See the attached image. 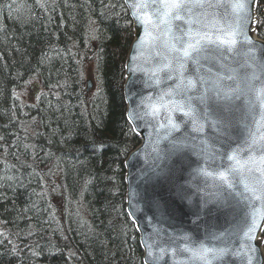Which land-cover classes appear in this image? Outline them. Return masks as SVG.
<instances>
[{"label": "trees", "instance_id": "1", "mask_svg": "<svg viewBox=\"0 0 264 264\" xmlns=\"http://www.w3.org/2000/svg\"><path fill=\"white\" fill-rule=\"evenodd\" d=\"M130 22L123 0H0V55L14 66L13 76H34L44 89L78 105L74 115L62 106L59 120L57 106L42 95L23 106L11 90L15 77L0 69V100L13 101L9 105L25 121L24 112L40 115L45 107L62 134L74 133L71 143L54 141L61 135L51 123L49 130L42 126L45 117L36 122L37 133L25 132L44 149L28 154L27 137L16 125L0 124V264H143L123 178V159L138 143L121 93ZM256 32L264 40V0L256 3ZM85 55L100 79L92 98L84 94ZM65 66V74L50 77ZM44 154L47 159L38 161Z\"/></svg>", "mask_w": 264, "mask_h": 264}, {"label": "snow or ice", "instance_id": "2", "mask_svg": "<svg viewBox=\"0 0 264 264\" xmlns=\"http://www.w3.org/2000/svg\"><path fill=\"white\" fill-rule=\"evenodd\" d=\"M254 2L128 0L143 28L137 51L154 49L157 63L153 75L164 72L175 79L174 87L149 105L151 115L166 113V122L160 127L166 138L171 137L173 154L187 147V137L173 135L182 127L190 125L191 131L201 136L200 151L206 159L196 173L216 189L213 203L217 210H228L236 221L231 231L213 235L212 241L221 243L241 231L247 240H254L264 222V46L248 35ZM237 54L244 58L241 71L227 63ZM131 59L135 62L137 57ZM210 62L223 72L213 74L206 68ZM206 129L211 130V136ZM178 194L191 199L183 186ZM205 211H210L207 203L200 205L197 218ZM212 241L186 244L183 251L195 264H220L233 254L227 246H215ZM247 247L251 253L257 252L255 247ZM254 259L248 255L247 264H253Z\"/></svg>", "mask_w": 264, "mask_h": 264}, {"label": "water", "instance_id": "3", "mask_svg": "<svg viewBox=\"0 0 264 264\" xmlns=\"http://www.w3.org/2000/svg\"><path fill=\"white\" fill-rule=\"evenodd\" d=\"M123 2L134 33L124 66L125 80L128 82L125 102L128 122L138 136V145L130 152L124 166V183L129 201V209L126 210L143 248V264H195L189 254L183 251L184 246L209 243L214 234L231 231L236 221L228 210H217L218 205L213 203L216 189L210 181L206 182L204 177L196 173V169L205 166L206 159L200 151L201 136L188 131L186 126L182 127L180 132L173 135L187 137V147L173 154L171 137L166 138L164 129L160 127L166 122V113L161 112L155 117L151 115L149 105L156 103L164 92L174 87L175 79H169L164 72L153 75L157 63L155 50L145 48L137 51L135 45L143 34V28L134 18L128 0ZM256 3L257 0L251 4L248 35L258 46H264V41L258 38L255 31ZM218 11L222 12L223 9ZM133 56L137 57L135 62L131 59ZM235 56L239 59L232 56L227 63L231 68L241 71L244 58L240 54ZM206 68H211L213 74L223 72L213 62L206 65ZM206 132L209 136L212 135L211 130L206 129ZM216 147L220 148L221 145L217 144ZM216 163L219 164L220 161L217 160ZM149 177L154 179L149 180ZM181 186L191 197L190 200L178 194ZM203 203H207L210 211L201 213L197 218L196 212ZM263 228L264 222L256 230V239L251 241L243 236L242 231L227 237L223 243L212 241V245L227 246L233 253L220 264H247L248 255L243 252L244 249L248 250L247 245L255 248L257 245L261 253L262 258L256 257L253 264H264L261 251ZM241 244L246 246L242 248Z\"/></svg>", "mask_w": 264, "mask_h": 264}, {"label": "bare ground", "instance_id": "4", "mask_svg": "<svg viewBox=\"0 0 264 264\" xmlns=\"http://www.w3.org/2000/svg\"><path fill=\"white\" fill-rule=\"evenodd\" d=\"M39 4L43 5L42 2H40ZM6 9L7 10H10V8H6ZM130 25H131V39L129 41V44L126 46V53H125L124 61H123V81L121 82V93H122L123 101H124V104H125L124 105V108H123V113H124L125 119L127 121H128V119H127L128 109L126 107V102H125V100H126L125 90H126V83L128 84V82L125 80L124 66H125V59H126V56L128 54V51H130V49H131L130 46H131V43L133 41V35H134L132 22H130ZM233 57L236 60L239 59L237 56H233ZM3 58H5V57H2L0 55V69L3 70L7 75H9V78L10 77H15V82L16 83L15 82L12 83L13 86H11V90H14L15 89L14 86H16V87L19 86V84L17 83L18 80L20 81V83L23 86H26L29 81L36 82L32 86V92L36 95L37 100L40 99V97L42 95V97H46L47 98L46 101L48 103H54L57 106V111H56V114L57 115H55L57 117V120H59V119L62 118V116H60L61 115L60 112H61V107L62 106L66 109V113L71 114V115H74L75 111L77 110L78 105L71 104L72 101L70 100V98H67L69 96L62 94L60 91L58 93H54V92H52L48 88L44 89L41 86L40 81L36 77L29 76V75H28L29 77H27L26 74H24L22 71H20V72L16 71L18 73V76H13L12 71H13V67L14 66L11 64V67H8L6 65L7 60L6 59H3ZM94 59L96 60L97 58L95 57ZM67 68L68 67H66V66L64 68L62 67V69L59 70L58 73H55L54 72L50 77L51 78H56V77L62 76L63 74H65ZM20 76H23V77L20 78ZM50 77H48V78H50ZM50 80H48V81H50ZM47 84L49 86H54L53 85V82H47ZM119 85H120V83L118 84V86ZM84 88H85V90H87V87H84ZM64 90L66 91L67 89L64 88ZM68 90H69V92H73L74 93L73 90H70V89H68ZM99 90L100 89L97 88L95 90V94H98L99 93ZM3 93L1 92L0 95H2ZM48 95H50L51 97H49ZM0 98H1V96H0ZM9 103H14V102L13 101H10V100H4V101L0 100V109H4V110H7L8 111L7 114L5 113V111H0V124L7 122V123H13V124L16 125L17 131H18L19 134L16 131L15 132L21 138H23L24 136L27 137V142H26L25 146H26V151H27L28 154H34L33 150H37V149L43 150L44 149L45 144L43 142H41L40 140L35 139L32 135L25 134V132L27 131L26 129H29V130H31V132L37 133L38 132V127H37L38 124L36 122L38 121V122L41 123V121H43L42 119L43 118L45 119V117L48 118L49 120L46 119V122L44 123V124H46V126H44V124L42 126L45 129H48L49 130V127L48 126L51 123V129H52V131H54L55 128H56V131L55 132L56 133H59L61 135L60 137H58V136L55 137V139H53L54 141L59 142V141H63V139L66 142H69V143H71V141H73V140H70V138H73L74 137L73 136L74 133L70 129H66V133L62 134L61 130L57 129V125L56 126L53 125V124H55L57 122V121L55 123L53 122V118L54 117H51L50 115H45V111H44L45 110V107H42V109L40 111V115H38V114H33L32 115L30 113L24 112L27 115V117H29V120L28 121H25V116H23L22 114H19L20 111L15 110L12 106L9 105ZM91 105H93V104H91ZM59 107H60V109H59ZM85 114H86L87 119L89 117L90 120H91V117H92L91 110L89 112H86ZM24 124H26V125H24ZM131 128H132V126H131ZM186 129L188 131H191V126L190 125L186 126ZM132 131L136 135V137H138L137 136V133L134 132L133 128H132ZM47 137L50 138L48 135H46L44 138H47ZM75 137H76V135H75ZM29 141H31V142H29ZM45 141L51 142L49 139H45ZM137 145H138V143L131 150H129L128 153L126 154V156L124 157V159H123V167L125 166V161L128 158V155L130 154V152H132L136 148ZM31 148L33 150H29ZM36 158L38 159V161L40 159H42V161L47 159V157L45 156V154L42 157H36ZM123 178H124V175H123ZM124 195H125V200H126L125 201L126 202L125 209H127L128 208L129 201H128V194H127V186L126 185H124ZM126 211H127V214L129 215L128 210H126ZM133 226H134V224H133ZM138 242H139V236H138ZM139 247L141 249V252L143 253V248L141 246H139ZM256 249H257V252L256 253H251L249 250H246V249H244L243 252L246 255H253L255 257V259H256V257H258V258L261 259L262 258L261 257V253L258 251L259 247L257 245H256ZM261 251H262L263 258H264V240H263V246H261Z\"/></svg>", "mask_w": 264, "mask_h": 264}, {"label": "rangeland", "instance_id": "5", "mask_svg": "<svg viewBox=\"0 0 264 264\" xmlns=\"http://www.w3.org/2000/svg\"><path fill=\"white\" fill-rule=\"evenodd\" d=\"M88 55H85L82 57L83 59V82L84 87H87V90H84V94L86 95V98H92V96L95 94V90L99 88L100 79L97 78L96 68L94 60L90 57H87ZM36 82L29 81L26 86H18L14 89V94L17 97V101L24 105L30 106L37 102L36 95L32 92V86ZM31 132V130H29ZM59 210L63 209V206L61 204L58 205L57 209Z\"/></svg>", "mask_w": 264, "mask_h": 264}]
</instances>
